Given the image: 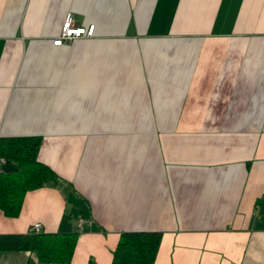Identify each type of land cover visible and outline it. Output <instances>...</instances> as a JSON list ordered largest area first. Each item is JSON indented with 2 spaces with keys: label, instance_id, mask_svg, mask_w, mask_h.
Here are the masks:
<instances>
[{
  "label": "crops",
  "instance_id": "0c3cea01",
  "mask_svg": "<svg viewBox=\"0 0 264 264\" xmlns=\"http://www.w3.org/2000/svg\"><path fill=\"white\" fill-rule=\"evenodd\" d=\"M67 13L93 34L54 45ZM19 134L61 180L0 233L78 231L67 264H118L141 230L156 264H264V0H0V136Z\"/></svg>",
  "mask_w": 264,
  "mask_h": 264
},
{
  "label": "trees",
  "instance_id": "16d2710c",
  "mask_svg": "<svg viewBox=\"0 0 264 264\" xmlns=\"http://www.w3.org/2000/svg\"><path fill=\"white\" fill-rule=\"evenodd\" d=\"M42 140L39 134L0 136V157L17 164L13 171L0 169V209L9 216L19 213L25 192L61 179L47 164L37 158ZM78 231H44L0 233V250L34 251L39 262L67 264L70 261ZM160 231H122L113 249L118 264H156L155 252ZM131 252L134 259L125 253ZM89 264H96L89 260Z\"/></svg>",
  "mask_w": 264,
  "mask_h": 264
},
{
  "label": "built area",
  "instance_id": "2783aa9c",
  "mask_svg": "<svg viewBox=\"0 0 264 264\" xmlns=\"http://www.w3.org/2000/svg\"><path fill=\"white\" fill-rule=\"evenodd\" d=\"M94 23H89L88 25H80L74 22V19L70 13H67L61 29L57 35L52 38V43L54 45H63L65 42L72 40L78 36H89L93 34L94 31ZM5 159L0 157V162H4ZM82 219L79 218L77 220V225L81 226ZM42 230L41 221H33L28 228V232H38Z\"/></svg>",
  "mask_w": 264,
  "mask_h": 264
},
{
  "label": "water",
  "instance_id": "95a60500",
  "mask_svg": "<svg viewBox=\"0 0 264 264\" xmlns=\"http://www.w3.org/2000/svg\"><path fill=\"white\" fill-rule=\"evenodd\" d=\"M0 169L3 171H13L17 169V164L12 160H5L0 163Z\"/></svg>",
  "mask_w": 264,
  "mask_h": 264
}]
</instances>
